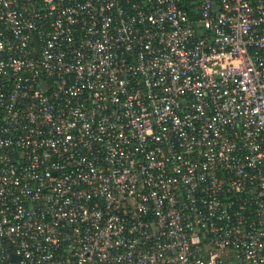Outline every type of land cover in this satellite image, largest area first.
<instances>
[{
    "label": "built area",
    "instance_id": "built-area-1",
    "mask_svg": "<svg viewBox=\"0 0 264 264\" xmlns=\"http://www.w3.org/2000/svg\"><path fill=\"white\" fill-rule=\"evenodd\" d=\"M0 264H264V0H0Z\"/></svg>",
    "mask_w": 264,
    "mask_h": 264
},
{
    "label": "water",
    "instance_id": "water-1",
    "mask_svg": "<svg viewBox=\"0 0 264 264\" xmlns=\"http://www.w3.org/2000/svg\"><path fill=\"white\" fill-rule=\"evenodd\" d=\"M17 262H19V259H16Z\"/></svg>",
    "mask_w": 264,
    "mask_h": 264
}]
</instances>
